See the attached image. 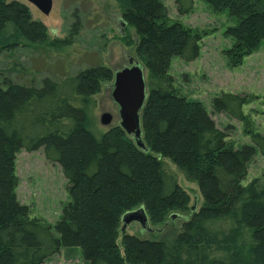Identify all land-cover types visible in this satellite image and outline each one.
Instances as JSON below:
<instances>
[{"label":"trees","instance_id":"obj_1","mask_svg":"<svg viewBox=\"0 0 264 264\" xmlns=\"http://www.w3.org/2000/svg\"><path fill=\"white\" fill-rule=\"evenodd\" d=\"M136 41L146 96L140 109L139 147L119 125L97 133L91 110L114 71L103 64L40 84L0 81V264H42L63 247L79 248L88 264H264V185L246 184L247 164L264 135L251 128L242 107L246 95L222 93L214 112L243 121L253 144L235 147L199 100L178 92L169 73L173 56L191 61L205 33L171 20L161 0H115ZM213 11L227 10L235 23L225 34L227 64L239 65L264 40V0H203ZM178 14L193 0H174ZM47 27L17 0H0V51L21 44L48 43ZM64 40L54 44L63 43ZM42 148L60 165L69 200L53 228L30 216L16 196L15 156ZM170 160L197 184L201 203L171 236L139 238L121 231L122 216L143 208L149 223L170 212H188L190 197ZM55 230L56 234L53 233ZM244 235L248 241H244ZM119 240V241H118Z\"/></svg>","mask_w":264,"mask_h":264},{"label":"rangeland","instance_id":"obj_2","mask_svg":"<svg viewBox=\"0 0 264 264\" xmlns=\"http://www.w3.org/2000/svg\"><path fill=\"white\" fill-rule=\"evenodd\" d=\"M17 1L28 7L33 19L47 27L49 41L44 45L21 44L13 50L0 51V81L8 77L14 82L38 85L45 77L59 80L90 65L99 63L117 71L128 66L129 59L136 60L135 45L129 46L125 42L128 38L136 41V35L133 28L123 25L115 0H52L48 14L26 0ZM161 1L171 20L180 21L199 32L205 31L195 59L171 58L169 73L175 88L188 99L199 100L236 148L253 144L250 135L246 134L244 122L224 112H214L212 99L222 93L246 95L248 101L242 110L248 116L251 128L264 135V40L239 65L230 67L224 52L231 46L232 39L225 31L235 21L227 10L216 12L203 0H193L190 12L178 14L174 0ZM61 40L63 43L54 44ZM112 90L113 80L103 83L100 92L93 96L95 104L91 119L98 134L120 121L119 106L111 96ZM105 112L112 116L108 125L100 122V116ZM164 164L189 195V211L170 212L162 223L148 222L150 230L133 221L126 226L125 233L146 239L171 236L199 207L201 197L197 184L187 181L170 160L164 159ZM15 174L19 203L28 206L31 217L53 228L63 205L69 200L60 165L48 161L42 148L33 151L19 149L15 156ZM254 178L264 185V154L259 150L248 161L242 183ZM52 231L56 234L54 229ZM243 240L248 241V236L244 235ZM42 264L88 263L79 248L63 247Z\"/></svg>","mask_w":264,"mask_h":264},{"label":"water","instance_id":"obj_3","mask_svg":"<svg viewBox=\"0 0 264 264\" xmlns=\"http://www.w3.org/2000/svg\"><path fill=\"white\" fill-rule=\"evenodd\" d=\"M26 1L36 6L44 14H48L52 6V0ZM111 96L119 106V125L127 134L133 136L139 147L146 149L141 140L139 115L146 96L145 77L143 68L136 60L129 59L128 66L114 71ZM111 120L112 116L108 112L100 116V122L103 125L110 124ZM133 221L138 222L144 229L150 230L143 208L127 212L122 216L121 231H125L126 226Z\"/></svg>","mask_w":264,"mask_h":264}]
</instances>
